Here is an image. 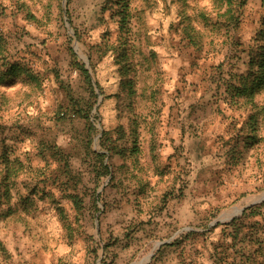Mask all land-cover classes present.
Here are the masks:
<instances>
[{"label":"rangeland","instance_id":"374dc122","mask_svg":"<svg viewBox=\"0 0 264 264\" xmlns=\"http://www.w3.org/2000/svg\"><path fill=\"white\" fill-rule=\"evenodd\" d=\"M103 2L0 0V264H264V208L223 226L264 201V120L223 85L260 0H130L129 35Z\"/></svg>","mask_w":264,"mask_h":264},{"label":"trees","instance_id":"16d2710c","mask_svg":"<svg viewBox=\"0 0 264 264\" xmlns=\"http://www.w3.org/2000/svg\"><path fill=\"white\" fill-rule=\"evenodd\" d=\"M69 1V0H67ZM129 2L130 0H104V10L108 11V15L113 23L116 24L118 31L121 33H125L126 35H129V23H130V14H129ZM261 5L264 8V0H260ZM218 3L222 7H225V12L227 13L229 9L237 5L238 7L244 4V0H218ZM264 21V18H263ZM264 24V22H263ZM252 47V46H251ZM249 48L246 52L248 57V68L245 73L239 74L234 83L231 82H224V93L226 95L229 94L231 99H234L236 101L242 102L245 105L251 106L255 108V111L253 114L249 117L251 120L250 124L253 123L254 118L257 116H260L261 119L264 120V113L263 108L259 107L255 102L254 98L257 95L264 93V54L262 52L256 51L255 48ZM118 49V53L117 50ZM116 49L112 48V55H114V59H118V64H121L122 67L127 66L128 63L124 61L128 55L125 54V50L121 48V46H118ZM72 57V63H74V67L79 71L80 76L82 77L84 83L88 86L90 93L92 95H95L93 92V87L90 82V75L89 71L84 67L83 64H80V62L76 61V57L73 53L70 54ZM89 59L90 64V72H92V75H94L93 65L91 64V60ZM11 71V69H10ZM95 84L97 85V80L95 76L93 77ZM256 107H259L258 109ZM85 119L86 116L84 117ZM134 132L130 133V135H133ZM134 138H129L130 142H134ZM135 146V144L132 145V147ZM51 151L53 154H57L60 157H62V153L60 150H56L54 147L51 148ZM97 157H104V154H96ZM3 170L1 175V182L0 185L3 187L4 192L7 193V182L10 178L14 177L15 175L21 173L24 170V167L22 163L19 160H12L9 161L8 158L3 154L1 156ZM264 208V201H262L259 204L251 205L247 208H245L242 212V214L239 217H235L231 219L229 222L224 223L223 226L225 228L232 226L236 227L239 222L243 218H248L251 215H257L260 214V210ZM248 213V214H246ZM219 226L216 225L213 228ZM167 245L161 246L160 250L166 248ZM255 254L258 257L264 258V238L263 240H260L257 242L256 248H255Z\"/></svg>","mask_w":264,"mask_h":264},{"label":"water","instance_id":"95a60500","mask_svg":"<svg viewBox=\"0 0 264 264\" xmlns=\"http://www.w3.org/2000/svg\"><path fill=\"white\" fill-rule=\"evenodd\" d=\"M161 243L157 244V246H159Z\"/></svg>","mask_w":264,"mask_h":264}]
</instances>
